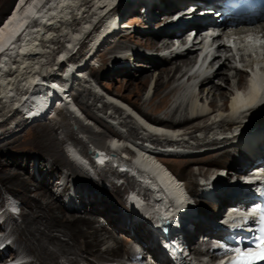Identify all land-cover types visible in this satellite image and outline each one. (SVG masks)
Segmentation results:
<instances>
[{
    "label": "bare ground",
    "instance_id": "1",
    "mask_svg": "<svg viewBox=\"0 0 264 264\" xmlns=\"http://www.w3.org/2000/svg\"><path fill=\"white\" fill-rule=\"evenodd\" d=\"M118 1H15L16 7L0 25V112L6 109V112L0 114L3 117H0V137L11 130L14 131L21 124H28V120H24V122L18 121L13 129V126L7 127L11 118L21 112L13 107L27 109V106L33 103L31 98H34L38 109L46 108L45 100L36 94V89L43 88L44 82L50 78V72L56 69L55 55L58 49L63 47L64 41L72 44L73 49L78 47L70 55L71 60L75 62L62 61L56 69L59 70L70 62L64 69L65 71L69 69L67 78L62 79L69 84L68 89L55 88L53 85L52 94L59 93L60 99H65L64 106L58 108V113L62 115L64 109H68L72 115L68 106L70 97L74 99V102L85 111L87 118L103 128L97 131L91 124H85L75 116L79 130L86 132L89 142L95 144L94 146L100 151L115 155L116 150L110 149L109 144H104L108 133L123 140L131 138L137 140L132 143L142 151L137 161L138 166L149 180L165 185V190L157 193V197L165 196L173 201V207L179 211L177 215L180 221L174 225L173 233L182 231L180 235L188 245L198 234L203 235H199L200 238L198 237L195 242L197 248L190 246L194 261L186 260L187 264H201L198 256L205 249L213 248L211 241L218 236L214 231L221 230L224 224L225 216L217 220L224 204L235 206L238 201L235 192L245 187L242 178L244 174H240L239 183H236L238 181L225 183L221 180L212 182L210 177L216 180L225 178L224 166L228 164L231 166L240 164L239 172H246L255 164L257 165L253 169L260 170L264 166V124H258L264 122V22L253 27L238 29L236 34H244V37L235 42L236 47L221 42L217 50L211 47L204 48L206 55L226 52L225 58L217 56L211 61L198 63L197 56L203 48L202 39L185 51L174 52L171 48L175 44L171 45L169 38L178 29L171 26L173 16L193 13L186 10L194 5L192 3L201 0L138 1L137 6L132 8L130 13L142 7L146 11L145 18L150 21L155 17L160 18L162 14L165 16L163 21L166 23H161L164 25V30L159 33L144 31L138 44L151 51H162L158 56L152 57L149 65L151 70L161 61L167 66L160 68V72L155 77L152 71L146 74L138 90H131L132 95H127L122 90L115 89L113 85H106L101 81V68L109 60L108 57L114 55L113 70L120 73L125 72L119 63L124 58L128 59L127 52H132L131 54L136 58L134 47L124 38L128 37V34L136 37L135 29L134 31L130 29L134 24L136 26L137 21L133 19L129 22L130 17L126 18L129 16L124 13L126 0L114 7L115 12L121 17L117 29L106 32L110 17L109 15L101 17L107 5ZM96 5H100L97 11ZM81 14L86 20L82 27L75 29L82 19ZM98 17L101 18L94 24L92 30L84 33L82 39L78 41L77 37L90 26L92 20ZM193 22L182 24L181 29L192 31L194 28H191L190 23ZM110 24L117 25V20ZM142 26L147 27L144 24ZM20 31L22 34L17 36ZM122 32L126 34H121ZM113 38L115 39L112 40ZM79 47L87 48L84 63H81L82 60L76 62L75 59L82 52ZM116 52L117 54L120 52L118 56ZM133 56L130 58L135 59ZM254 66L260 70L256 78L251 72L245 71L246 67H252L254 70ZM193 68L199 72L197 75L190 73ZM88 76L94 77L98 85L105 87V93L99 87V89L94 88ZM150 76L154 81L153 93L145 96L146 84ZM131 84L128 81L123 88L128 89ZM136 95L137 97L134 98ZM100 112H104L105 115ZM158 112L162 115L156 114ZM47 113L48 110H45L38 117L43 118ZM252 125L259 127L252 132L247 131ZM2 127L5 128L2 130ZM57 129H62L65 137L74 139V143L81 145L80 152L86 153L85 144L71 129V123L61 124L59 120L52 119L43 123L36 134L39 148L44 147L49 151L54 166L64 165L73 177L77 174L82 176L83 171L79 167L83 165L68 154L69 151L66 153L62 149V140L58 141V137L55 136ZM147 129L151 132H147ZM241 130L242 134L239 133ZM147 139L153 144H160L163 151H157ZM44 155L41 158H45ZM102 159L101 156L99 160ZM259 159H262V162L256 163ZM54 166L42 176L43 182H32L26 180L19 171L4 169L0 165L3 171L0 175L2 187L14 194L21 192L20 199L24 204L22 212L20 211L21 221L13 222L9 232L16 236L15 247L22 248L20 253L17 251L14 253L34 257L33 261L24 264H62L59 261L60 257H64L71 264H79V258L86 264H92V261L126 264L124 260L120 262L119 258L123 255L127 244L115 234L116 230L132 232L130 245L126 251L130 257L137 255L136 248L139 246L142 261H145L150 253L163 252L155 239L153 242L150 241L155 232L151 228L152 219L134 198L130 200V196L127 195L128 188L137 181L135 177L127 173L123 174L127 181L126 186L123 187L115 181L122 174L108 162L100 167L101 170H97L99 179L109 182L113 193L117 196L124 194L127 202L129 199L128 215L117 213L118 211L115 212L116 215L109 212L111 203L102 207L103 197L87 190L76 195L82 201L84 214L68 216L60 210L58 197L47 193L48 184H52L53 180L47 182L46 178L53 173ZM192 166L196 170L191 169L190 176H195L197 179L190 182L183 179V170ZM106 172H110V176ZM221 185L225 188H221ZM1 190L2 188H0V197ZM186 193L195 195V198L207 194L210 200L215 202L216 211L212 210V216L209 213H198L191 208L192 199ZM65 208L66 206H63L61 209L65 211ZM228 210L231 209L227 207L225 212ZM95 211L112 215L117 225L115 227L96 225L93 214ZM44 218L46 219L42 224L44 228L37 226V222ZM12 219L14 220V213L8 212L6 222L0 225V240L4 237V226ZM204 233L207 234L204 236ZM211 235L215 238H206ZM90 257L93 259L90 260Z\"/></svg>",
    "mask_w": 264,
    "mask_h": 264
},
{
    "label": "rangeland",
    "instance_id": "2",
    "mask_svg": "<svg viewBox=\"0 0 264 264\" xmlns=\"http://www.w3.org/2000/svg\"><path fill=\"white\" fill-rule=\"evenodd\" d=\"M15 1L16 0H0V22L9 13V11H10L11 7L13 6V4L15 3ZM122 1L123 0H119L116 4L120 5V3ZM138 1H140V0H126L125 1L126 6L124 8V13H126V15H129L126 18L130 17V19L128 20L129 22H132L133 19H137V21L135 22L136 26L134 24V27H132L130 29L131 31L132 30L134 31V29H135L134 33H135L136 37H131V34H128V37H124V38H126V40H128V43L132 44V46L134 47V49H135L134 51H136L135 52L136 58H135V56H133L131 54L132 52H127V55H129L128 59L124 58L119 63V65L122 66V68H124V71H125L124 73H123V71H122V73H120L119 71L113 70L114 69V63L113 62L115 60L114 55H113V57H108L109 60L105 63L104 67L101 68V74H102L101 81L105 82L106 85H108V84L113 85L115 89L122 90V92H124L127 95H132L131 90H134V91L138 90V86H139V84L141 85L143 78L146 74H150V72L152 71L151 73H153V75L155 77V75H157L160 72L159 71L160 68L167 66V64L165 62L161 61L158 63V65L155 69L151 70L149 68V65L152 62V57L158 56L159 53H161L162 51H159V52L154 51V50L151 51V50L147 49L146 47H142L141 45L138 44V40L142 39L141 34L144 31L159 33V32L164 30V25L161 23H166L163 21L165 16H162L163 15L162 14V15H160L161 16L160 18L155 17L153 20L150 21V20H148V18H145L146 17V15H145L146 11L142 7H139V9L137 8V10L133 11V13L132 12L130 13V10H132V8L137 6ZM143 24L146 25L147 27L146 28L143 27L142 26ZM121 34H126V33L122 32ZM162 38H163V36H162ZM114 39L115 38H113L112 40H114ZM89 42L90 41H88V44H89ZM79 49H81L80 51H82V52L80 53V55H78L75 58L76 62H80L81 60H83V58L87 52V48H85V47H79ZM119 53L120 52H118V54H117V52H116V56H118ZM121 54H123V53H121ZM131 56H133L135 59L130 58ZM73 61L75 62V60H73V59L70 60V62H73ZM70 62H67V64L64 65L63 69H65L66 66L69 65ZM110 76H111V78H110ZM88 77H89L90 81L93 83V85L95 86L94 88L99 87L100 90L105 93V87H103V86L101 87L100 85H98L96 83V81L94 80V77H91V76H88ZM154 80H155V78H154ZM128 81H130L132 83L130 85V88H128V89L123 88L124 85H126L128 83ZM153 88H154V81H152V76H150V78L148 79V82L146 84V90L147 91L145 92V96L148 93L151 95L153 93ZM135 97H137V95L134 96V98ZM69 100H71V101H70V105L68 107L71 110L70 112H72V115H71V113H69L68 109H67L68 111L66 109H64V112L62 115H60L58 113L59 109H56L53 112L47 113L46 116H44L43 118L41 116V118H36L35 120L28 122V124H25V125L21 124L20 126L16 127V129L14 131L11 130L10 132H8L6 134L1 135V137H0V165L3 166L4 169L8 168L11 170L19 171V173H22L21 175L28 181L30 180L32 182L33 181L34 182H36V181L37 182L38 181L43 182L42 176H45L46 171L50 170L54 165L52 163V158L49 156V151H47L46 148H44L43 146H42L43 148H41V147L39 148L40 144H39V140L36 137V134L39 132L42 124L45 122H49L51 119L52 120H59L61 124L65 123V122L71 123V129L76 132V136L85 144L86 153L84 154V153L80 152L83 156L91 158V156H93L92 155L93 151L95 152L97 150H100L99 148L94 146L95 144H92L89 142V140L87 139V133L86 132L79 130V125L76 123V118L78 117L85 124H91L93 126V128L97 131L103 130V128L99 127L96 123H94L93 120L89 119V117L87 118L85 111L82 109V107L77 102H74V99H72L70 97ZM157 102L159 103V98L157 99ZM4 111L0 112V114L3 113ZM107 113H108V111H107ZM100 114L105 115L104 112H100ZM156 114L162 115L160 112H158ZM75 116H77V117L75 118ZM0 117L3 118L2 116H0ZM23 118H24L23 113L20 112V114H17L16 116L11 118V120L7 124V127L13 126L12 129L15 128L16 123L18 121L24 122ZM251 122L252 121H250V123ZM258 124H264V122L261 121ZM257 127H259V126L256 125L254 127V125H252V127L250 126L247 129V131L250 130L252 132ZM4 128L5 127H2V130ZM0 131H1V128H0ZM239 133L242 134L243 131L241 130V132H239ZM55 134H56L55 136L58 137V141L62 140L61 147H62V149H64V151H66V153L69 150L68 149L69 146L77 148L80 151L81 145L74 143L73 142L74 139L66 138L62 132V129H57L55 131ZM110 135L111 134L108 133V136L105 137L104 144L106 143V145H107V139H109ZM44 154H46V155H44ZM43 155L45 156V158H41ZM239 165L240 164L235 165L236 167L231 166L229 164L225 165L224 166L225 167L224 176H223L225 178H222L224 180H222L221 178H217V180H216V178L212 179V177H210V179L212 180V182H217V181L221 180L225 183H229L232 181H234V182L238 181L236 183H239V181L241 182V176L237 172ZM85 167L86 168H84V165H83V167H79L80 170L83 171V172H81L82 176H80V175L78 176V174H77L73 177V175L70 174L67 167H65L64 165L54 166L56 171L54 170L53 173L51 172L52 174L50 175V177L48 176L49 178H46L47 182L53 180L52 184H48L49 187H48L47 193H49L50 195L53 194L54 197H58L57 201H58V205L61 206L60 210H62L63 213L67 214L68 216L69 215H82V214H84V210L82 209V207H83L82 201H81V199L77 198L76 195L85 193L87 190H89L93 194L98 195L101 198L103 197L102 200L104 201V203H103V205H101L102 207L105 204H107V206H108V204L111 203L110 208L109 209L107 208L109 212H112L114 215H116L115 212L118 211L117 213H122L125 216L128 215L129 210H130L129 209V206H130L129 199L127 202V200L124 197V194L122 196H117L115 193L112 192V189H111L109 182L101 181L99 179L97 170H101L100 168L95 169V167L94 166L91 167V165H89L88 168H87V166H85ZM252 167L254 168V166H252ZM102 169H104V168H102ZM191 169L196 170L194 168V166L187 168L186 170H183V174H184L183 179L184 180L186 179L187 181L193 182V181H196L197 177L190 176V170ZM215 171H218V169H215ZM106 173L109 174V176H110V172H106ZM2 174H3V171L0 169V175H2ZM211 174H213V173H211ZM115 181L118 184H120L121 178H118ZM66 185H67V187H66ZM122 185H123V187L126 186L124 183H122ZM220 187L225 188V186H223V185H221ZM0 188H2V190H1L2 195L0 197V201L2 200V202H4L5 200H7L8 195L11 194V195L15 196V198L20 202V207H21V212H22V210L24 208V204L20 199L21 192H19L18 194H14L13 192H11L9 190L4 189L2 187L1 178H0ZM204 196H199V197L197 196L196 198H193L190 202V204H191L190 206H192L191 208L194 209L195 211H197L198 213H206V214L209 213L211 215V213L213 212L212 211L213 209H214V211H216L215 202L211 201L210 198L207 196V194ZM40 202L42 203L43 201H40ZM63 206H66L65 211H64V209H61ZM229 206L232 207L229 203L224 204L221 214L217 217L218 221L220 219H222V213ZM93 214L96 218V221H95L96 225H100L103 227H110L111 225H114V227H115V225H117V221H116V219H114V217L112 215L108 216L105 213L97 212V211H95ZM15 221H21L20 213L15 214L14 220L13 219L10 220V223H7L4 226V237L2 238V240H0V242L2 241V243L5 244L6 251H13V252L17 251L18 253H20L22 248L21 247H18V248L15 247V242H14V240L16 238L15 234H9V232L12 228V223ZM45 221H46L45 218L42 219L41 221H38L37 226L40 225L41 228H44V226L42 224H43V222L45 223ZM5 222L6 221L0 222V225H3V223H5ZM121 224L122 223H120V225ZM202 227H205V226L202 225ZM131 233L132 232L127 231V230L120 231V232L116 230L115 234L119 235V237L122 239V241L127 244V247H125V250L123 251V255L119 258L120 262L123 260L125 262H127V257L130 256L126 251L128 250L129 245H130L129 242H130ZM199 235H201V234H198V236H196L195 239L193 241H191L190 243L195 244L198 237L200 238ZM201 236H203V235H201ZM62 238H65V237L62 236ZM213 242L214 241H211V245H213L212 244ZM138 250H140V249H138ZM21 254H23V253H21ZM27 258L30 259L27 262H31L34 260V257L30 256V255L27 256ZM89 259L91 260V259H93V257H90ZM147 260L150 261V255L146 257L145 261L148 262ZM59 261L62 264H71L64 257H60ZM91 263L92 264H114L115 262L114 263L113 262L104 263V262L99 261L98 263H96V261H92ZM22 264H24V263H22ZM79 264H86V262L79 258ZM115 264H117V263H115Z\"/></svg>",
    "mask_w": 264,
    "mask_h": 264
},
{
    "label": "water",
    "instance_id": "3",
    "mask_svg": "<svg viewBox=\"0 0 264 264\" xmlns=\"http://www.w3.org/2000/svg\"><path fill=\"white\" fill-rule=\"evenodd\" d=\"M16 5H17V3L15 2V3L13 4V6L11 7L9 13H8L6 16H8V15L14 10V7H16ZM6 16L2 19V21L0 22V25L4 22Z\"/></svg>",
    "mask_w": 264,
    "mask_h": 264
},
{
    "label": "snow or ice",
    "instance_id": "4",
    "mask_svg": "<svg viewBox=\"0 0 264 264\" xmlns=\"http://www.w3.org/2000/svg\"><path fill=\"white\" fill-rule=\"evenodd\" d=\"M260 258H261V259H264V256H261Z\"/></svg>",
    "mask_w": 264,
    "mask_h": 264
}]
</instances>
